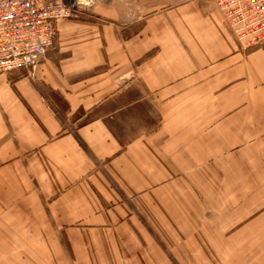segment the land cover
I'll return each instance as SVG.
<instances>
[{
	"label": "crops",
	"instance_id": "1",
	"mask_svg": "<svg viewBox=\"0 0 264 264\" xmlns=\"http://www.w3.org/2000/svg\"><path fill=\"white\" fill-rule=\"evenodd\" d=\"M91 12L0 76V264H264V45L209 0Z\"/></svg>",
	"mask_w": 264,
	"mask_h": 264
},
{
	"label": "built area",
	"instance_id": "2",
	"mask_svg": "<svg viewBox=\"0 0 264 264\" xmlns=\"http://www.w3.org/2000/svg\"><path fill=\"white\" fill-rule=\"evenodd\" d=\"M235 43L264 45V0H209ZM88 0H0V76L25 71L34 78L54 45L58 22L76 17Z\"/></svg>",
	"mask_w": 264,
	"mask_h": 264
},
{
	"label": "rangeland",
	"instance_id": "3",
	"mask_svg": "<svg viewBox=\"0 0 264 264\" xmlns=\"http://www.w3.org/2000/svg\"><path fill=\"white\" fill-rule=\"evenodd\" d=\"M97 1L98 0H88V3H89L88 6L86 5L80 6V8L77 11L76 17L74 18H89L90 19L92 16H94L91 11L93 7L97 4ZM254 241H259V238L253 239V243Z\"/></svg>",
	"mask_w": 264,
	"mask_h": 264
},
{
	"label": "snow or ice",
	"instance_id": "4",
	"mask_svg": "<svg viewBox=\"0 0 264 264\" xmlns=\"http://www.w3.org/2000/svg\"><path fill=\"white\" fill-rule=\"evenodd\" d=\"M140 116L138 113L134 111H129L127 114V121L129 124H135L139 121Z\"/></svg>",
	"mask_w": 264,
	"mask_h": 264
}]
</instances>
